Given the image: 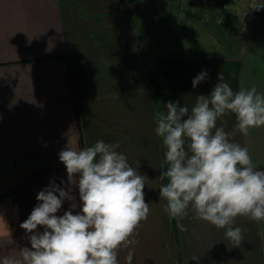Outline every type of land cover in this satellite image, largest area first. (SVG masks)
Wrapping results in <instances>:
<instances>
[{"label": "crops", "instance_id": "0c3cea01", "mask_svg": "<svg viewBox=\"0 0 264 264\" xmlns=\"http://www.w3.org/2000/svg\"><path fill=\"white\" fill-rule=\"evenodd\" d=\"M150 8L149 0H0V261L31 247L32 233L20 225L40 203V191L55 184L70 193L56 215L80 212L79 174L76 184L68 182L65 166L57 168L59 153L103 140L119 143L129 166L148 179L143 191L150 213L130 246L132 264H264V222L237 217L232 227L241 228L244 239L236 247L225 229L193 219L191 209L180 221L184 232L164 211V148L154 121L169 101L191 110L221 74L234 92L255 86L264 93V36L246 47L166 48L162 21L156 19L159 32ZM202 72L205 79L193 87ZM235 125L231 113L217 120L228 133ZM230 140L247 147L264 171V127ZM21 169L28 171L22 182L7 187ZM127 251H120L119 264H126Z\"/></svg>", "mask_w": 264, "mask_h": 264}, {"label": "clouds", "instance_id": "9594fccd", "mask_svg": "<svg viewBox=\"0 0 264 264\" xmlns=\"http://www.w3.org/2000/svg\"><path fill=\"white\" fill-rule=\"evenodd\" d=\"M253 8H264V2ZM206 75L199 74L193 87ZM219 81L209 96L196 97L191 110L169 101L166 112L155 113V134L164 148L160 179L167 181L159 193L180 231H187L180 221L191 209L193 219L225 229V237L239 247L244 238L241 228L232 227L236 218L264 222V171L256 169L248 148L230 136H248L250 129L264 127V93L255 86L234 92L222 74ZM229 113L236 119L233 133L217 127V120ZM119 147L98 140L83 149L62 150L59 159L68 182L76 184L79 174L80 212L56 215L63 200L72 199L70 193L55 184L40 191V203L20 225L32 233L31 247L0 264H119L122 249L128 250L126 264H132L130 246L138 243L137 229L150 213L143 191L148 179L129 166ZM38 227L44 230L35 231Z\"/></svg>", "mask_w": 264, "mask_h": 264}, {"label": "rangeland", "instance_id": "374dc122", "mask_svg": "<svg viewBox=\"0 0 264 264\" xmlns=\"http://www.w3.org/2000/svg\"><path fill=\"white\" fill-rule=\"evenodd\" d=\"M148 17L154 20V28H161L166 48L180 43L181 46L196 44L192 50L210 51L216 46L234 45L246 47L253 39L264 36V13L252 18L243 16L247 0H149ZM195 4V5H194ZM151 11L156 14L151 15ZM152 27V23H150ZM212 45L205 47L200 45ZM27 169H21L17 178L6 181L7 187H16L22 182ZM1 176V175H0ZM2 177V176H1Z\"/></svg>", "mask_w": 264, "mask_h": 264}, {"label": "built area", "instance_id": "2783aa9c", "mask_svg": "<svg viewBox=\"0 0 264 264\" xmlns=\"http://www.w3.org/2000/svg\"><path fill=\"white\" fill-rule=\"evenodd\" d=\"M264 2V0H247L245 5L246 10L243 12V16H249L252 18L259 17L264 13V8H253L257 3Z\"/></svg>", "mask_w": 264, "mask_h": 264}, {"label": "trees", "instance_id": "16d2710c", "mask_svg": "<svg viewBox=\"0 0 264 264\" xmlns=\"http://www.w3.org/2000/svg\"><path fill=\"white\" fill-rule=\"evenodd\" d=\"M151 82H152V86H153V90H154L156 101H158L157 85H156L155 79L152 78V77H151ZM63 167H64V164L58 166L57 168L60 169V168H63Z\"/></svg>", "mask_w": 264, "mask_h": 264}]
</instances>
